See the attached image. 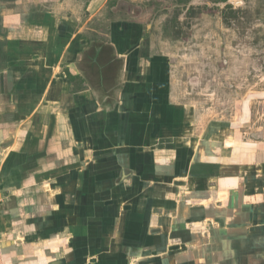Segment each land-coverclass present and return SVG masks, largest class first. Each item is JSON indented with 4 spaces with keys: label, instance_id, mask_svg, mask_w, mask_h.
<instances>
[{
    "label": "crops",
    "instance_id": "0c3cea01",
    "mask_svg": "<svg viewBox=\"0 0 264 264\" xmlns=\"http://www.w3.org/2000/svg\"><path fill=\"white\" fill-rule=\"evenodd\" d=\"M106 1L0 0V264H264L260 144L191 121L144 23L94 38Z\"/></svg>",
    "mask_w": 264,
    "mask_h": 264
},
{
    "label": "rangeland",
    "instance_id": "374dc122",
    "mask_svg": "<svg viewBox=\"0 0 264 264\" xmlns=\"http://www.w3.org/2000/svg\"><path fill=\"white\" fill-rule=\"evenodd\" d=\"M103 11L94 38L112 21L144 23L166 56L172 101L264 151V0H107Z\"/></svg>",
    "mask_w": 264,
    "mask_h": 264
}]
</instances>
